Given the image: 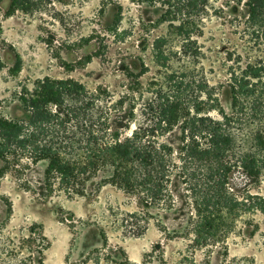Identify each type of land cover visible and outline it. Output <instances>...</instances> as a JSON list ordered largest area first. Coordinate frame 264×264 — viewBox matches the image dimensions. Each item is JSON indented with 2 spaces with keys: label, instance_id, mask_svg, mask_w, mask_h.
Instances as JSON below:
<instances>
[{
  "label": "trees",
  "instance_id": "obj_1",
  "mask_svg": "<svg viewBox=\"0 0 264 264\" xmlns=\"http://www.w3.org/2000/svg\"><path fill=\"white\" fill-rule=\"evenodd\" d=\"M5 1L7 16L52 2L0 4ZM131 1L162 6L157 23H167V33L151 43L157 66L168 67V45L175 39L179 55L197 57L194 36L209 17L225 20L248 41L252 56L227 57L244 62L239 72H229L232 111L221 109L216 87L185 72H163L143 84L145 69L125 71L128 82L116 96L72 77L44 76L19 93L25 117L0 114V177L11 172L21 188L45 198L56 192L84 196L88 183L98 178L96 189L114 185L145 208H191L183 233L192 235V244L210 246L229 232L223 211L233 219L240 208H264V198L252 194L248 184L232 181L237 173V178L259 182L264 169V130L252 128L254 110L243 118L246 107L240 100L257 96V83L264 81V0ZM94 55L98 52L85 55L84 62ZM214 110L218 116L211 114ZM40 161L45 166L35 186L27 172ZM34 229L23 239L37 241L28 257L34 254L43 264L48 244Z\"/></svg>",
  "mask_w": 264,
  "mask_h": 264
},
{
  "label": "rangeland",
  "instance_id": "obj_2",
  "mask_svg": "<svg viewBox=\"0 0 264 264\" xmlns=\"http://www.w3.org/2000/svg\"><path fill=\"white\" fill-rule=\"evenodd\" d=\"M5 5L0 4V114L12 118L25 117L19 93L44 76L72 77L89 89L102 86L116 96L128 82L124 72L143 69V84L171 70L205 80L216 87L221 109L230 113L229 72H239L245 57L255 52L229 23L209 17L194 36L199 55H179L175 39L163 68L151 55L153 38L167 33V23H157L160 5L52 0L31 13L9 16L4 15ZM93 52L98 55L85 63L83 57ZM229 54L243 60H228ZM257 89V96L240 98L246 107L242 116L248 118L247 112L254 110L251 126L264 130L263 80ZM211 114L218 116L217 110ZM44 166L40 161L28 169L33 185ZM97 181L88 183L84 196L56 192L45 198L21 188L11 172L0 177V264H37L36 255L28 257L37 241L23 239L31 226L48 244L43 264H264V208H240L233 219L223 211L222 223L229 232L210 246H197L192 235L183 233L191 208H145L114 185L96 189ZM232 181L248 184L252 194L264 198V169L259 182L237 178V173Z\"/></svg>",
  "mask_w": 264,
  "mask_h": 264
}]
</instances>
